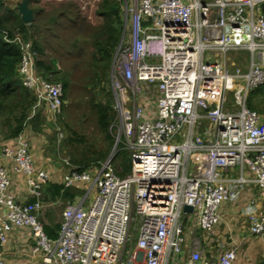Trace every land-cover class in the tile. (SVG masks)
<instances>
[{"label":"built area","instance_id":"obj_1","mask_svg":"<svg viewBox=\"0 0 264 264\" xmlns=\"http://www.w3.org/2000/svg\"><path fill=\"white\" fill-rule=\"evenodd\" d=\"M126 15L111 78L131 170L122 175L112 156L95 177L71 169L65 186L86 184V193L67 202L50 237L41 219L50 173L19 132L0 145V241L12 227H28L44 264H235L237 247L206 258L192 234L211 230L223 203L248 185L264 201V118L248 105L249 92L264 85V0H137ZM4 38L19 46L17 72L36 95L33 114L45 106L56 122L66 103L62 84L38 72L30 40L7 30ZM240 50L249 52L247 66L232 69L228 55ZM145 101L154 103L147 109ZM5 160L24 175L31 200L10 190ZM251 231H264V211ZM0 264L10 262L0 254Z\"/></svg>","mask_w":264,"mask_h":264},{"label":"rangeland","instance_id":"obj_2","mask_svg":"<svg viewBox=\"0 0 264 264\" xmlns=\"http://www.w3.org/2000/svg\"><path fill=\"white\" fill-rule=\"evenodd\" d=\"M21 1L0 0V13L7 12L6 7L12 8L14 12L18 11V4ZM113 1L117 2L120 10L121 21L115 22V25L118 30H121V35L119 43L112 51L110 65L107 68L104 67L107 58L103 57L95 43L97 38L107 35L104 29L107 21L97 11L101 0H31L30 3L36 11L40 8L44 10V13L37 12L36 18L31 21L34 25H30L31 22L26 23L31 26V33H34L42 44L43 51L39 57L57 66L60 69L57 76L66 75L69 78V86L65 92L66 103L61 113L57 115L56 122L55 117H51L45 106L36 108L34 114H39V119H34L32 107L24 129L27 131L29 127L33 128L34 133L28 132L30 137L39 133L44 135L48 145L40 142V149H44L51 155L55 167L63 172L68 173L71 169L84 167L92 169V175L95 177L96 172L111 156L114 158L118 171L123 170L121 157L115 159L118 144L123 143L124 135L118 122L119 108L112 86L111 65L117 47L127 38L126 8L137 0ZM59 10L64 12L56 19L57 21L52 20L51 14L53 12L57 14ZM248 58L247 50L232 51L228 55L232 69H245ZM259 99L262 100L264 97ZM153 103L145 101L144 105L148 109ZM100 104L111 105L110 112L114 114L108 129L103 128L99 121ZM125 105L131 108L129 103L126 102ZM263 108L262 106L261 109H255L259 111ZM9 134L10 128L5 116H0V144L9 138ZM181 138L180 133L177 140ZM116 142L118 144L115 146ZM124 148L131 152L129 148ZM84 192L81 193L84 194ZM63 206L60 207L63 208ZM235 210L237 211L236 208ZM241 217L243 215L239 216ZM138 223L135 219L134 227H137ZM192 236L199 237L201 242H206L213 237L210 234L206 239L207 235H203L199 230ZM136 238L137 230L132 235L129 247L135 246ZM227 241L226 238L224 242Z\"/></svg>","mask_w":264,"mask_h":264},{"label":"crops","instance_id":"obj_3","mask_svg":"<svg viewBox=\"0 0 264 264\" xmlns=\"http://www.w3.org/2000/svg\"><path fill=\"white\" fill-rule=\"evenodd\" d=\"M259 97H264V90L258 93L254 99L256 102H260L257 108L261 109L262 106L264 107V99L258 100ZM259 111L264 118V108ZM32 129L29 127L27 131L24 130L31 140L36 164L39 167L47 169L50 173V179L44 186V206L41 210V219L44 223L45 230L47 227V234L55 238L59 234L65 205L71 200L81 198L86 193V184H75L71 186V190L76 192L73 198L65 199L62 194L52 195V186L50 184L64 183L67 172L57 169L52 162L51 155L44 149H40V142H45V145H48L44 135L39 133V135L33 134L30 137L28 132L34 133ZM9 140L10 138L5 140V142ZM4 163L9 170L12 181L10 190L20 202L31 200L32 196L27 192L24 175L14 171L13 164L10 160H5ZM83 189H85L84 194L81 193ZM91 194L89 195L90 198L93 195ZM89 197L85 199L84 204L90 202ZM61 205H64L63 208L60 207ZM239 209L241 211H238ZM263 211L264 201L260 196V190L256 184L246 186L238 199L223 203L220 207V221L211 230L202 231L203 235H207L205 236L206 239H208V235H213L206 242H201L200 240L199 247L202 249L203 256L213 258L223 251L224 248L235 246L238 248L235 264H264V231L262 233H253L251 231L252 223ZM240 215H243V217L239 218ZM226 238L228 241L224 242ZM32 244L33 237L30 229L24 226H15L9 230L7 240L5 242L0 241V254L10 264H44L41 254L33 251ZM215 245L218 247H214ZM188 250L189 248L187 247Z\"/></svg>","mask_w":264,"mask_h":264},{"label":"trees","instance_id":"obj_4","mask_svg":"<svg viewBox=\"0 0 264 264\" xmlns=\"http://www.w3.org/2000/svg\"><path fill=\"white\" fill-rule=\"evenodd\" d=\"M33 9L34 18H36L38 14L37 12L44 13L43 8H40L38 11H36V8L34 7ZM6 11L7 12L0 13V116H5L6 123L10 128L9 138L12 139L19 132L24 130L25 123L36 102V95L24 87L19 79L17 65L20 61V49L17 43L4 38V30L8 31L11 38L14 37L15 32L17 31L21 33L25 39L32 42V47L35 52L34 59L38 72L43 75H50L51 78L54 77L53 75H56L52 80L62 84L64 94L69 86V78L66 75L58 77L57 73H59L60 69L52 62H47L45 59L39 57L43 51L42 44L35 37L34 33H31V26L22 21L20 13L17 10L14 12L13 9L9 7H6ZM97 11L98 14L104 16L107 21L104 26L107 35L95 40L97 49L102 53L104 58H107V62H105L104 66L107 68L110 65V60L113 54L112 51L116 48V45L120 40L121 30H118L115 25V22L121 21L120 10L116 1L101 0ZM63 12L64 10L57 11V14L53 12L50 18L56 20ZM30 25H34L33 22H31ZM262 86L264 85H260L250 91L248 105L251 108L255 109L259 107L260 102H256L254 99L258 93L264 90V87ZM109 106L111 105H99V121L101 126L105 129H108L114 118V114L110 112ZM33 116L34 119H39V114ZM124 147V144L119 142L115 154V159L121 157L123 170L120 173L122 175L129 172L132 166L131 152L127 149L125 150ZM83 168L84 167H79L78 169ZM50 185L52 186L51 192L53 196L55 194H62L65 199H68L73 198L76 194L75 191L71 190V186H65L62 182L52 183ZM84 191L85 189L81 192ZM43 192H45V187Z\"/></svg>","mask_w":264,"mask_h":264},{"label":"water","instance_id":"obj_5","mask_svg":"<svg viewBox=\"0 0 264 264\" xmlns=\"http://www.w3.org/2000/svg\"><path fill=\"white\" fill-rule=\"evenodd\" d=\"M18 12L21 15V19L24 23L31 22L34 19V9L32 6H30V0H22L18 4ZM118 144V142L115 143V146ZM201 161L197 160L194 162L192 174H196L199 171V167L201 165ZM184 209L186 211H192L193 206L186 204L184 206Z\"/></svg>","mask_w":264,"mask_h":264}]
</instances>
